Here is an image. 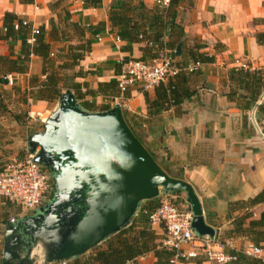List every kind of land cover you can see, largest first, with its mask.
Instances as JSON below:
<instances>
[{
	"label": "crops",
	"instance_id": "0c3cea01",
	"mask_svg": "<svg viewBox=\"0 0 264 264\" xmlns=\"http://www.w3.org/2000/svg\"><path fill=\"white\" fill-rule=\"evenodd\" d=\"M55 1L58 0H34L33 4L23 5L19 0H0V28L3 15L11 12L31 23L34 30L42 27L47 36L51 20L56 22L59 12L57 9L52 13L48 8ZM60 1L69 12V21L85 28V38L93 42L91 52L79 65L85 75L76 82L96 90L99 83L116 81L122 58L151 59L142 58L140 44L133 45L130 53L121 51L123 43L116 42L108 23L109 10L115 6L111 0H101L96 7L84 0ZM157 1L144 0V4L152 9L158 5ZM178 16L184 31L181 54L185 53V61L186 51L196 42L205 43L204 50L215 58L213 63L202 64L188 76L186 83L178 82L180 95L181 91L189 92L182 93L179 104L149 116L144 92L139 86L130 88L123 96L95 95L86 100L95 106L110 107L123 101L119 103L123 116L139 135L143 146L170 177L192 186L202 205L206 224L218 237L232 228L227 219L229 203L246 201L264 189V90L248 112L238 109L225 95L230 69L238 68V64L264 68V0H180ZM99 23L104 24L99 32L88 31ZM259 35H262L261 42H258ZM164 41H169L167 34ZM20 44V40L0 42V54L7 55L10 49L18 52ZM58 46L54 42L52 51ZM182 62L180 57L174 59L176 64ZM40 69V60L32 57L28 73L17 76L15 83L24 89L28 78L39 75ZM145 93L150 100L155 98L154 90ZM251 111H254L253 119ZM172 195L186 206L183 193ZM5 206L15 207L0 202V259L4 227L13 218L5 215L7 212L1 215ZM17 212L16 221L26 215ZM251 212L253 219L260 218L264 204L253 207ZM152 229L162 241L166 233L164 226L154 225ZM247 243L250 242L243 238H233L226 240V247L240 251ZM155 261L153 254H147L140 264H155ZM198 263L211 264L203 256L180 264ZM36 264L42 263L37 260Z\"/></svg>",
	"mask_w": 264,
	"mask_h": 264
},
{
	"label": "trees",
	"instance_id": "16d2710c",
	"mask_svg": "<svg viewBox=\"0 0 264 264\" xmlns=\"http://www.w3.org/2000/svg\"><path fill=\"white\" fill-rule=\"evenodd\" d=\"M84 1L94 7L101 3V0ZM111 1L115 3V6L109 10L108 23L110 30L123 43L122 52L130 53L133 45L140 44L142 58L145 56L154 58L158 50L169 49L172 51L173 59L180 57L183 60L181 64L174 63L177 72L168 76L164 83L154 89L153 100H150L144 92L148 115H158L171 106L179 104L182 93L184 95L189 92L181 91L180 95L178 82L186 83L188 76L194 74L202 64L213 63L215 60L214 56L204 50L207 45L203 42H196L192 49L186 51L187 61L184 59L185 53L175 56L176 46L179 43L184 46V31L178 16L180 0H169L168 6L157 5L152 9L145 6L144 0ZM19 2L30 5L34 0H19ZM48 8L52 13L57 9L59 12L56 22L51 20L47 36H44L42 27L37 29V34H33L32 24L11 12L3 15L2 28H0V42L20 40L21 43L18 52L10 49L7 55L0 54V117L5 112L11 111L12 120L25 129H27L26 116L29 111L28 100L33 103H53L58 100L64 90L69 89L84 109L96 112L108 110L110 106H95L89 103L86 97L119 96L115 81L99 83L96 90H90L86 84L76 82L77 78L85 75L79 65L91 52L93 42L90 38H85L87 32L85 28L69 21V12L61 5L60 0L51 2ZM103 26V23H99L88 31L96 33ZM166 34L168 43L164 41ZM261 36H258V42H261ZM31 39H33L32 42H30ZM73 41L76 42L73 43ZM54 42L59 44L55 52L52 51ZM32 57L38 58L41 62L40 74L30 76L24 89L16 83L7 87L8 76H23L28 73ZM189 65H198V67L189 71L187 69ZM67 71H74L71 80L66 78ZM176 79H178L177 83ZM226 83L228 84L226 98L241 111L248 112L264 90V68L254 71L232 68L228 71ZM82 89L85 91L83 92ZM10 107L13 109L11 110ZM126 123L142 144L133 127L127 121ZM149 153L163 170L156 157ZM2 169L3 167L0 171ZM261 204H264V189L246 201L229 203L227 219L232 228L218 236L225 250L236 256L235 260L227 264H264V260L248 257L240 251L226 247V240L243 238L264 249V212L258 219H253L251 212L253 207ZM158 206V198L144 202L130 226L107 240L103 246L66 264H126L147 254H153L156 259L155 264H169L173 252L162 247L159 236L152 229L149 221V214Z\"/></svg>",
	"mask_w": 264,
	"mask_h": 264
},
{
	"label": "water",
	"instance_id": "95a60500",
	"mask_svg": "<svg viewBox=\"0 0 264 264\" xmlns=\"http://www.w3.org/2000/svg\"><path fill=\"white\" fill-rule=\"evenodd\" d=\"M27 152L51 173L54 193L5 225L0 264H66L130 226L144 202L174 192L185 195L194 234L215 236L192 186L158 166L119 104L90 112L64 90L42 130L28 135Z\"/></svg>",
	"mask_w": 264,
	"mask_h": 264
},
{
	"label": "built area",
	"instance_id": "2783aa9c",
	"mask_svg": "<svg viewBox=\"0 0 264 264\" xmlns=\"http://www.w3.org/2000/svg\"><path fill=\"white\" fill-rule=\"evenodd\" d=\"M157 4L166 7L169 0H158ZM15 29H17L16 26ZM37 33V29L33 30V34ZM115 40L121 43L119 38L116 37ZM32 41L33 39L30 40ZM119 63L120 70L115 82L122 96L134 86H139L143 92L154 90L164 83L168 76L177 72L170 51L165 49L158 50L157 56L149 61L122 58ZM197 67L198 65H189L187 69L192 71ZM238 68L248 71L258 69L245 64H238ZM16 77H7V87L13 86ZM31 103L32 101L28 100V105ZM49 114V111L34 114L28 111L27 124L35 122L43 126ZM250 114L253 119L254 111ZM53 189L54 186L44 167L33 162V156L28 152L24 158L7 164L0 171V202L15 206L21 214L41 206L48 200ZM158 199L159 206L149 214V221L151 226L162 225L165 228L166 233L161 245L173 252L169 264H180L199 256H203L211 264H227L236 259L235 255L225 250L216 235L211 239L208 236L199 237L194 234L191 229L192 212L187 206L178 205L172 194H162ZM9 221L14 223L16 219L13 217ZM240 252L248 257L264 260V249L251 242L247 243ZM144 259L145 255H142L126 264H140Z\"/></svg>",
	"mask_w": 264,
	"mask_h": 264
},
{
	"label": "rangeland",
	"instance_id": "374dc122",
	"mask_svg": "<svg viewBox=\"0 0 264 264\" xmlns=\"http://www.w3.org/2000/svg\"><path fill=\"white\" fill-rule=\"evenodd\" d=\"M171 52L172 51H170V53ZM166 55L169 57L168 54ZM73 74H74V71L65 72L67 80H71V77ZM14 84H15V81H14ZM56 102H53V103H47V102L46 103L45 102L33 103L32 102L30 105H28L29 106L28 110L31 111L33 114L35 112H42V113H45L46 111L51 112V110L55 108ZM39 103H42V104H39ZM117 103L118 104L123 103V101L119 100ZM10 108L11 110L13 109V107H10ZM10 114H11V111H7L0 117V168L6 166L7 164L15 160L24 158L27 152L28 135L30 133L40 131L43 128L42 125H38L37 123L34 122V123L27 124V129H25L22 127V125H19L16 122H14ZM144 139L145 138L143 137L142 140ZM151 149H153V147H151ZM176 203L178 205H182L181 201H179L178 199H176ZM1 210H2L1 215H4L5 212H7L8 214L6 213L5 215H9V217L10 215H12V217H15V214H18L17 212L18 209L12 206L9 208L7 207L2 208ZM104 244L105 243H103L101 246H103Z\"/></svg>",
	"mask_w": 264,
	"mask_h": 264
},
{
	"label": "flooded vegetation",
	"instance_id": "af4514ba",
	"mask_svg": "<svg viewBox=\"0 0 264 264\" xmlns=\"http://www.w3.org/2000/svg\"><path fill=\"white\" fill-rule=\"evenodd\" d=\"M44 169H45L46 172L48 173L49 180L52 182V176H51V173H50L46 168H44ZM53 193H54V189H53V192L51 193L50 197L48 198V200H47L46 202H44L41 206H43V205L46 204L48 201H50V199H51L52 196H53ZM41 206H39V207H41ZM39 207H38V208H39ZM38 208H37V209H38ZM35 210H36V209H35ZM32 211H34V210H32ZM32 211L26 213V215H30V214L32 213ZM17 221H18V220H17Z\"/></svg>",
	"mask_w": 264,
	"mask_h": 264
}]
</instances>
